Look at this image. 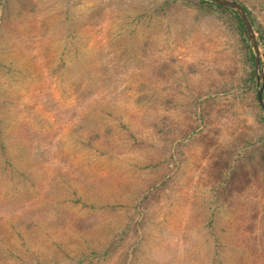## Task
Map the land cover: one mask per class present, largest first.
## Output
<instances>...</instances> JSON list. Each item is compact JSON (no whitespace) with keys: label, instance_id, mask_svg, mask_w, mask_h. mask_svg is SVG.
<instances>
[{"label":"rangeland","instance_id":"obj_1","mask_svg":"<svg viewBox=\"0 0 264 264\" xmlns=\"http://www.w3.org/2000/svg\"><path fill=\"white\" fill-rule=\"evenodd\" d=\"M247 58L195 0H0V264H264Z\"/></svg>","mask_w":264,"mask_h":264},{"label":"water","instance_id":"obj_2","mask_svg":"<svg viewBox=\"0 0 264 264\" xmlns=\"http://www.w3.org/2000/svg\"><path fill=\"white\" fill-rule=\"evenodd\" d=\"M204 1L232 9L235 13H237L240 20L242 21L246 29L249 44L251 45V48L254 53V73L256 76V98L264 114V53L256 42L255 34L252 30V27L249 23V20L244 10L237 2L232 0H204Z\"/></svg>","mask_w":264,"mask_h":264},{"label":"trees","instance_id":"obj_3","mask_svg":"<svg viewBox=\"0 0 264 264\" xmlns=\"http://www.w3.org/2000/svg\"><path fill=\"white\" fill-rule=\"evenodd\" d=\"M195 1L197 2L198 7L202 11L209 12L212 9H216V10H219V11H221L225 14H228L232 17V23L234 25L235 32L237 33V35L240 39V42L242 43L243 48L246 50V53L248 55L247 60L250 63V66L252 68L251 74L254 77V55H253V52L251 50V46L249 45V40L247 37L246 29H245L242 21L240 20L239 16L237 15V13H235L230 8L218 6V5L209 3V2L204 1V0H195ZM238 4L242 7V9L244 10V12H245V14L249 20V23L252 27L254 34H255V39H256L257 44L260 47L264 48L263 33L261 32L259 27L256 26L257 24L254 21V19L251 17V14L248 12V10L241 3H238ZM252 157L253 156H251V158ZM255 167H258L260 169L261 163L258 162L257 165L255 164Z\"/></svg>","mask_w":264,"mask_h":264}]
</instances>
